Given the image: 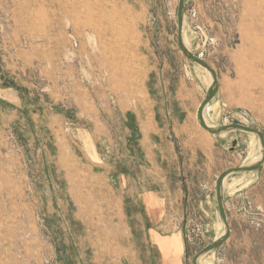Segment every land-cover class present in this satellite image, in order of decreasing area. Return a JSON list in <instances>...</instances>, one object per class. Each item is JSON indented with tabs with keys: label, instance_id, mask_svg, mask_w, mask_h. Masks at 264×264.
<instances>
[{
	"label": "rangeland",
	"instance_id": "374dc122",
	"mask_svg": "<svg viewBox=\"0 0 264 264\" xmlns=\"http://www.w3.org/2000/svg\"><path fill=\"white\" fill-rule=\"evenodd\" d=\"M184 4L185 41L218 78L206 119L264 135V0ZM176 9L0 0V264H127L125 210L159 188L183 196L162 230L182 233L186 264L221 231L200 200L216 203L217 177L258 160L260 144L199 126L210 79L178 49ZM225 181L230 235L201 263L264 264V162Z\"/></svg>",
	"mask_w": 264,
	"mask_h": 264
},
{
	"label": "crops",
	"instance_id": "0c3cea01",
	"mask_svg": "<svg viewBox=\"0 0 264 264\" xmlns=\"http://www.w3.org/2000/svg\"><path fill=\"white\" fill-rule=\"evenodd\" d=\"M150 132L151 130H146V136ZM189 196L186 195V203L190 199ZM182 198L180 193L173 192L169 188L146 190L137 194L134 207L130 206L129 211L125 210L127 226L132 237L130 244L137 250L136 256L124 258L127 264H186L187 246L182 233L162 230L172 222V206ZM200 203L202 207L208 206L210 210L216 206L215 201L211 199V193L207 191ZM220 223L222 226L221 220ZM222 231L223 226L216 237ZM142 236L144 239L140 238ZM143 245L145 252L142 251Z\"/></svg>",
	"mask_w": 264,
	"mask_h": 264
},
{
	"label": "water",
	"instance_id": "95a60500",
	"mask_svg": "<svg viewBox=\"0 0 264 264\" xmlns=\"http://www.w3.org/2000/svg\"><path fill=\"white\" fill-rule=\"evenodd\" d=\"M185 0H177V9H176V20H177V35H176V43L178 49L185 56V58L194 64L199 65L204 68L211 76V81L208 84L206 94L202 101L200 102L197 112H196V120L199 126L206 130L211 134H218L224 132L231 131H239L245 133H251L257 136L259 144H260V157L258 160L254 162H250L247 164H242L237 167L229 168L223 171L216 179L214 186V196L216 200V205L218 209V214L220 220L222 222L223 231L222 233L213 239L211 242L203 246L192 258V264H201L199 259L204 257L206 254L214 251L220 245H222L230 235V228L228 224V216L225 207L224 200V183L227 177L232 174L249 172L257 170L261 167L264 162V135L263 133L255 129L253 127L246 126L241 123H229V124H220V125H208L204 119V112L208 104L215 98L219 90L218 78L216 71L212 68L207 61H205L200 56L194 54L190 51V49L186 46L184 42V23H185ZM237 144V140L233 139L230 144V148L234 149Z\"/></svg>",
	"mask_w": 264,
	"mask_h": 264
},
{
	"label": "bare ground",
	"instance_id": "6f19581e",
	"mask_svg": "<svg viewBox=\"0 0 264 264\" xmlns=\"http://www.w3.org/2000/svg\"><path fill=\"white\" fill-rule=\"evenodd\" d=\"M184 42H185V44H186V46L188 47V44L186 43V41H185V38H184ZM189 48V47H188ZM207 72V71H206ZM208 73V72H207ZM200 74V73H199ZM208 76H209V79H210V81H211V76H210V74L208 73ZM216 103V102H215ZM204 119H205V121H206V123L208 124V125H211L209 122H208V120L206 119V117H205V115H204ZM250 163V162H249ZM201 260H202V257L199 259V262L201 263ZM201 264H203V263H201Z\"/></svg>",
	"mask_w": 264,
	"mask_h": 264
}]
</instances>
